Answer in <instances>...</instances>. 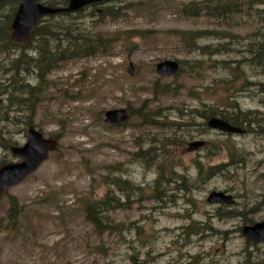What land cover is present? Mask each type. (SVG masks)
<instances>
[{"label":"rangeland","instance_id":"1","mask_svg":"<svg viewBox=\"0 0 264 264\" xmlns=\"http://www.w3.org/2000/svg\"><path fill=\"white\" fill-rule=\"evenodd\" d=\"M218 1L106 0L53 15L60 34L66 28L113 42L106 53L105 46L96 48L99 53L47 73L22 71L42 90L33 126L59 146L0 199L7 225L11 201L24 207L18 224L0 233V264H264V243L243 234L245 225L264 221V70L250 62L264 21L258 6L248 5L229 19L211 16L207 7ZM188 3L208 10L187 16ZM18 4L2 11H16ZM106 5L119 13L104 17ZM197 32L195 46L185 42ZM35 47L0 52V163L21 160L9 149L26 142L28 113L16 111L6 89L11 60L25 53L38 63ZM164 60L179 61V72L158 75L156 65ZM120 108L130 118L106 123V111ZM239 109L251 112L252 125L243 133L207 125V116ZM108 165H117L115 176L127 182H121L123 192L110 185ZM214 166L219 169L208 175ZM162 175L166 202L152 198ZM109 187L121 197L122 206L109 212L118 229L97 236L84 210ZM214 191L232 195L234 204L208 203ZM190 227L198 232L187 238Z\"/></svg>","mask_w":264,"mask_h":264},{"label":"trees","instance_id":"2","mask_svg":"<svg viewBox=\"0 0 264 264\" xmlns=\"http://www.w3.org/2000/svg\"><path fill=\"white\" fill-rule=\"evenodd\" d=\"M68 1L69 0H45V3L56 7L67 5ZM105 2L106 0L94 2L82 10L84 11L86 8H95L99 6V4ZM14 3L15 2L0 3V52H4L14 48L28 49L35 44V49L39 53L40 57L37 60V63L35 58L22 53L18 55L17 58L11 60V68L14 69H12L14 73L9 79L10 82L6 89V94L9 93L8 101L16 107V111L28 113V115H26V123L28 126H33V116L35 113V108L40 100L43 99V96L41 94L42 90L41 86L33 87L29 83H27L26 78L21 75L22 71H25V76H27V74H31L28 73L29 71L32 72L36 69V67H39L47 73L50 72L53 68H58L59 63H63L76 57H87L95 53H99L96 48H103L104 46V53H106L108 51V44L110 42H113V40H102L100 37L93 38L89 36L90 34H83L80 31L76 30L70 31L66 28H63L64 31L60 34V28L58 27L57 22H55V20L52 18L53 15H50V17L42 19L40 24L36 27L34 39L28 45L21 47V45L15 43L10 37V26L13 20L15 9H10L8 13H4V11H2L3 9H5L6 5H13ZM234 4L235 1L232 0H219L217 4L207 7L209 9L208 10L206 9V7H204V5H201L199 3L192 5H189L188 3L183 5V10L185 12L184 14H187V16H199L202 11L206 9L209 11V14L211 16L222 19H229L232 13L240 11L245 5L251 6V8H253L254 6H258L257 11L259 13V17L262 21H264V0H243V3L241 2L236 5ZM117 10L118 8L115 9L114 5H106L103 8L102 14L104 17L115 16V14L119 13V11ZM68 14L70 15V13ZM180 34L183 33L180 32ZM200 35L201 32L194 33L193 36H190V39L186 40L185 42H188L191 46H195V40L198 39V36ZM260 35V42L253 43V46L250 48V54L252 56L250 62L251 64L260 63L264 70V32H262ZM22 51L25 52V50ZM241 64L242 63H238L237 67H239ZM30 67H32V69H29ZM166 90L167 89L164 87L163 89L155 93V95L158 93H165ZM228 107L229 106H226V108ZM229 108L233 109L235 107L230 106ZM211 110L212 113H217L219 109ZM220 113L222 114L223 119L229 121L234 126L244 129L246 127L250 128L252 125L251 119L248 117L250 116L251 112H242L239 109L235 113H227L228 115H224L226 114L224 113V111H221ZM137 115L147 122H157L156 119H152V116L150 118L148 115H142L140 111H137ZM213 116L215 115H211V117ZM207 117L211 118L209 116ZM141 150L143 149L141 148L139 150V153L140 155L144 156L145 154H142ZM236 153L237 149L233 147L231 160H233ZM145 158L148 159L149 155H147ZM141 160L145 159L142 158ZM3 164L4 163H0V166ZM107 168V175L113 177L110 185L114 188H117L118 191L123 192L124 189L121 187V182H123L124 185H126L127 182L121 181L122 179H120L118 176H115V173H118L119 171L117 165H108ZM218 169L219 168L216 166L210 167L209 170L211 173H208V175L213 176L215 171ZM221 171L222 170H220V172ZM162 178L165 179L163 175L159 177V181L161 182V184H158L155 187L152 198L162 202H166V199L164 197L166 189L162 187V184H165V182ZM165 181L168 180L166 179ZM137 190L143 191V189L141 188H137ZM127 192L131 193L129 190ZM121 206L122 203L120 195L117 194L116 189L110 187L102 197L94 198L93 201L87 202L84 210L85 219L93 225L95 234L97 236H102L108 230L118 229L117 224L109 219V212L114 211ZM23 212L24 207L21 206L17 200L13 199L7 210L8 225L6 224L5 219L0 218V233L9 230L10 227L12 228L16 226L18 224V219L23 214ZM189 230H191V232H189ZM189 230L185 229L187 238L191 237L190 235L198 232L193 227H190Z\"/></svg>","mask_w":264,"mask_h":264},{"label":"water","instance_id":"3","mask_svg":"<svg viewBox=\"0 0 264 264\" xmlns=\"http://www.w3.org/2000/svg\"><path fill=\"white\" fill-rule=\"evenodd\" d=\"M8 1L20 2L10 27V37L14 42L26 45L33 39L35 28L43 17L60 12L77 11L95 0H70L65 7L46 5L44 0H0V2ZM179 66V62L176 60H165L157 64L156 71L162 76H173L178 72ZM132 68L133 65L130 69L132 70ZM105 116V121L109 124L120 123L129 118L128 111L125 108L109 110L105 113ZM209 126L226 132L239 133L243 131L241 128L220 118L210 119ZM202 144V141L196 143L197 146ZM57 147L58 141L56 139L44 137L41 131L35 127H30L27 142L23 146L11 148V151L21 156L22 160L5 164L0 168V198L11 187L21 183L35 172ZM208 201L210 203L232 204L234 199L232 195L214 191L208 197ZM243 233L256 242H263L264 221L254 225H246Z\"/></svg>","mask_w":264,"mask_h":264},{"label":"bare ground","instance_id":"4","mask_svg":"<svg viewBox=\"0 0 264 264\" xmlns=\"http://www.w3.org/2000/svg\"><path fill=\"white\" fill-rule=\"evenodd\" d=\"M8 121H10L12 123L13 120H8Z\"/></svg>","mask_w":264,"mask_h":264}]
</instances>
